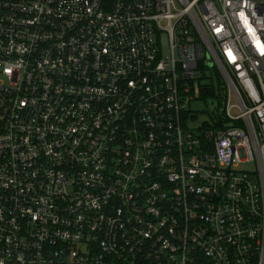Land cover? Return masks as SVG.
<instances>
[{"label": "built area", "instance_id": "2783aa9c", "mask_svg": "<svg viewBox=\"0 0 264 264\" xmlns=\"http://www.w3.org/2000/svg\"><path fill=\"white\" fill-rule=\"evenodd\" d=\"M0 264H264V0H0Z\"/></svg>", "mask_w": 264, "mask_h": 264}, {"label": "trees", "instance_id": "16d2710c", "mask_svg": "<svg viewBox=\"0 0 264 264\" xmlns=\"http://www.w3.org/2000/svg\"><path fill=\"white\" fill-rule=\"evenodd\" d=\"M203 80H205L202 83L201 90L203 100L207 101V99H211L213 104L217 103L208 113L211 118H214L218 115L217 112L222 110L221 108L227 93V84L219 70H215L211 76H205Z\"/></svg>", "mask_w": 264, "mask_h": 264}, {"label": "rangeland", "instance_id": "374dc122", "mask_svg": "<svg viewBox=\"0 0 264 264\" xmlns=\"http://www.w3.org/2000/svg\"><path fill=\"white\" fill-rule=\"evenodd\" d=\"M164 41L165 43L167 42L165 36H164ZM165 51H168V47L165 44ZM217 105V103L215 102L214 104L211 102V99H207V101L204 100H197L195 102H193L192 104V108L195 110L196 112V116L194 117H190V121L189 124L192 128H198L199 125H201V123H203L204 121H207L210 119V116L208 115L209 111L213 109V107ZM234 114H238L239 110L235 109L233 110Z\"/></svg>", "mask_w": 264, "mask_h": 264}]
</instances>
